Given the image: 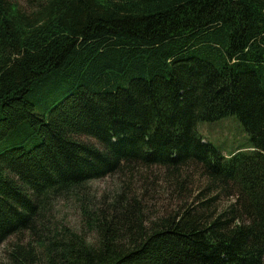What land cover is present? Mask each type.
Instances as JSON below:
<instances>
[{"label": "trees", "instance_id": "1", "mask_svg": "<svg viewBox=\"0 0 264 264\" xmlns=\"http://www.w3.org/2000/svg\"><path fill=\"white\" fill-rule=\"evenodd\" d=\"M229 116L251 145L225 156L197 125ZM3 245L264 264V0H0Z\"/></svg>", "mask_w": 264, "mask_h": 264}, {"label": "rangeland", "instance_id": "2", "mask_svg": "<svg viewBox=\"0 0 264 264\" xmlns=\"http://www.w3.org/2000/svg\"><path fill=\"white\" fill-rule=\"evenodd\" d=\"M198 132L206 138L218 151L225 156H230L235 152L248 151L251 143L250 137L242 123L236 116H229L224 119L197 125ZM156 171H159L158 169ZM112 184L111 179L97 181L94 187L98 191L108 189ZM197 190L198 188L195 187ZM69 220L73 221V214L68 213ZM76 215L74 218L76 219ZM5 254V246L0 248V258Z\"/></svg>", "mask_w": 264, "mask_h": 264}]
</instances>
